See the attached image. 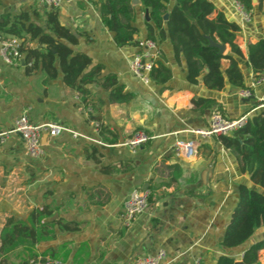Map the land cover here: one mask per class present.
Returning a JSON list of instances; mask_svg holds the SVG:
<instances>
[{
  "label": "crops",
  "instance_id": "crops-1",
  "mask_svg": "<svg viewBox=\"0 0 264 264\" xmlns=\"http://www.w3.org/2000/svg\"><path fill=\"white\" fill-rule=\"evenodd\" d=\"M211 1L240 26L237 43L244 54L248 42L264 37V2L260 10L256 6L250 10L249 22H242L231 0ZM133 5L137 38L145 39L148 9L140 2ZM49 8L38 0H0V19L5 13L26 12L44 26ZM56 9L63 25L82 32L73 49L101 64V75L114 73L123 92L132 98L109 102L108 92L91 82L86 85L89 94L84 101L75 88L63 82L59 69L54 78L47 79L44 70L27 72L22 62L4 66L0 73V130L9 129L14 118L27 111L36 123L57 122L85 137L45 132L41 137L45 154L38 160L26 155L19 134H9L0 143V230L8 216L26 218L33 208L48 206L52 210L48 219L78 225L72 231H61L56 225V237L36 245L40 254L66 244L67 258H58L62 264H135L138 255L159 249L166 252L165 264H192L195 256L200 257L199 264H215L220 254L235 256L237 248L221 246L222 235L239 185L257 186L239 171L232 150L214 136L193 132L208 125L215 107L200 111L192 98L214 99L229 118L247 116L264 107V83L253 84L251 68L240 59L250 97L239 93L246 88L228 82L221 90L208 89L201 80L191 84L184 59L178 64L165 40L157 42L156 60L170 68L171 78L165 87L153 81L146 85L128 67L136 46L115 44L113 32L103 25L92 0H63ZM25 45L34 47L36 41L28 38ZM221 63L224 68L228 65L226 59ZM136 130L151 138L133 152L122 143ZM176 139L195 140L196 154L188 159L176 156ZM136 188L150 190V205L126 225L121 219L122 203ZM259 229L264 227L255 233Z\"/></svg>",
  "mask_w": 264,
  "mask_h": 264
},
{
  "label": "trees",
  "instance_id": "trees-1",
  "mask_svg": "<svg viewBox=\"0 0 264 264\" xmlns=\"http://www.w3.org/2000/svg\"><path fill=\"white\" fill-rule=\"evenodd\" d=\"M92 1L98 8L103 25L113 32L117 46L138 44L139 29L134 24L135 6L131 0ZM170 1L139 0L148 9L146 36L156 42L169 41L176 62L179 64L181 58L184 59L189 83L197 84L201 80L206 88L212 90H221L227 82L247 88L240 59L251 68L254 79L264 73V37L248 42L244 54L237 43L240 26L227 19L211 0H174L172 4ZM238 1L251 11L255 6L260 10L264 2L257 0L254 5L252 0ZM164 14L168 15L165 20ZM0 32L5 36L15 35L21 40L20 50L24 53L23 64L27 72L41 69L50 79L56 76L59 69L63 82L75 88L84 101L89 94L86 85L91 82L98 83L108 92L109 102H128L132 98L130 93L123 92V85L114 73L101 75V64H94L85 52L73 49L78 43V34L82 32H74L63 25L56 8H49L44 26L31 20L26 12L14 16L5 13L0 19ZM28 38L36 41L34 47L25 45ZM212 41L225 45L226 52L221 53L218 47L211 44ZM223 59L228 61L225 68L221 63ZM149 76L155 84L165 87L171 78V70L162 61L156 60ZM192 103L200 111L214 106L222 112L212 98L195 96ZM215 139L233 151L239 171L246 173L257 186L239 185L238 198L220 242L224 248H240L258 228L264 227V107L247 115L243 124L230 134ZM51 215L52 210L42 206L33 208L26 218L13 214L8 216L0 230V264H29V259L39 254L36 245L56 237V225L61 231L78 228V225H71L61 219H48ZM65 247L66 244H62L55 250L48 248L40 254L64 261L69 254V249ZM263 251L264 237H261L240 249L238 257L218 255L215 264H236L237 260L241 261L238 264H261Z\"/></svg>",
  "mask_w": 264,
  "mask_h": 264
},
{
  "label": "built area",
  "instance_id": "built-area-1",
  "mask_svg": "<svg viewBox=\"0 0 264 264\" xmlns=\"http://www.w3.org/2000/svg\"><path fill=\"white\" fill-rule=\"evenodd\" d=\"M41 4L47 7L58 8L63 0H38ZM234 9L239 15L242 22H249L252 18V12L247 10L244 5L238 0H231ZM21 40L13 35L5 36L0 32V73L4 66L19 65L24 57V53L20 50ZM135 51L128 60V67L132 75L142 83L149 85L152 81L149 73L156 62L158 55L157 42L152 39H141L136 45ZM264 83V73L253 80V84ZM242 97H250L251 89L246 88L240 90ZM246 115L237 118H229L225 116L217 108L210 113L208 125L205 128L196 129L193 132L203 137H217L227 135L241 126L245 121ZM48 133L51 136H56L61 132H68L73 137H85L84 135L68 128L67 126L57 122H42L36 123L30 119L28 112H21L14 118L12 126L7 130H0V143H3L9 134H19L24 151L28 157L33 160L41 159L45 150L41 143L43 133ZM151 138L143 130H136L123 145H127L134 152L139 146L147 142ZM197 144L195 140L176 139L173 144L174 154L191 158L196 154ZM149 189H133L124 198L122 203L121 219L123 223L129 225L132 220L149 208L150 201ZM166 252L164 249H159L155 253H143L135 258V264H165ZM201 261L199 256H195L192 264H199ZM29 264H62L58 258L49 255L38 254L29 259Z\"/></svg>",
  "mask_w": 264,
  "mask_h": 264
},
{
  "label": "water",
  "instance_id": "water-1",
  "mask_svg": "<svg viewBox=\"0 0 264 264\" xmlns=\"http://www.w3.org/2000/svg\"><path fill=\"white\" fill-rule=\"evenodd\" d=\"M252 2L253 3H256L257 2V0H252ZM131 3L132 4H138L139 3V0H131ZM167 14H164L163 15V19L165 20V19H167ZM211 44L213 45V46H215V47H218L219 48V51L221 52V53H224L225 52V50H226V46L225 45H223V44H219V43H216V42H211ZM21 62L23 63V59L21 60ZM238 263H241V261L240 260H237L236 261V264H238Z\"/></svg>",
  "mask_w": 264,
  "mask_h": 264
},
{
  "label": "rangeland",
  "instance_id": "rangeland-1",
  "mask_svg": "<svg viewBox=\"0 0 264 264\" xmlns=\"http://www.w3.org/2000/svg\"><path fill=\"white\" fill-rule=\"evenodd\" d=\"M258 236H264V229H259L253 236H252V238H256V237H258ZM251 240H253V239H251ZM251 240H248V243L251 241ZM239 250H240V248H237V249H235V251H234V253H235V256H240V254H239ZM260 260H261V264H264V252H261V257H260Z\"/></svg>",
  "mask_w": 264,
  "mask_h": 264
}]
</instances>
